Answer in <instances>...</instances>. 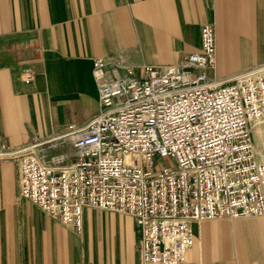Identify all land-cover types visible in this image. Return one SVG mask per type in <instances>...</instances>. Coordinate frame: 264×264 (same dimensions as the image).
I'll return each instance as SVG.
<instances>
[{"label":"crops","instance_id":"0c3cea01","mask_svg":"<svg viewBox=\"0 0 264 264\" xmlns=\"http://www.w3.org/2000/svg\"><path fill=\"white\" fill-rule=\"evenodd\" d=\"M213 28V75L264 65V0H0V146L36 149L53 165L59 137L99 110L94 59L109 67L174 65ZM30 69L34 81L21 83ZM183 264H264V217L191 225ZM133 219L85 208L76 232L18 196L16 166L0 159V264H141Z\"/></svg>","mask_w":264,"mask_h":264},{"label":"built area","instance_id":"2783aa9c","mask_svg":"<svg viewBox=\"0 0 264 264\" xmlns=\"http://www.w3.org/2000/svg\"><path fill=\"white\" fill-rule=\"evenodd\" d=\"M213 28L200 48L174 65L109 67L94 59L98 112L69 127L72 156L41 163L36 149L0 146L14 163L18 196L60 224L81 229L85 208L130 216L141 264H183L193 246L191 225L216 219L264 217V65L217 78ZM30 87L34 74L21 71ZM169 157L173 167H158Z\"/></svg>","mask_w":264,"mask_h":264},{"label":"bare ground","instance_id":"6f19581e","mask_svg":"<svg viewBox=\"0 0 264 264\" xmlns=\"http://www.w3.org/2000/svg\"><path fill=\"white\" fill-rule=\"evenodd\" d=\"M255 126H256L254 130V136L256 137L255 149L257 150V152H259L262 146H264V128L260 126L259 122H256Z\"/></svg>","mask_w":264,"mask_h":264},{"label":"rangeland","instance_id":"374dc122","mask_svg":"<svg viewBox=\"0 0 264 264\" xmlns=\"http://www.w3.org/2000/svg\"><path fill=\"white\" fill-rule=\"evenodd\" d=\"M156 164H158V167H161V166L167 167V168H172L173 167V161L169 157L163 158L161 160V164H159L158 162Z\"/></svg>","mask_w":264,"mask_h":264}]
</instances>
